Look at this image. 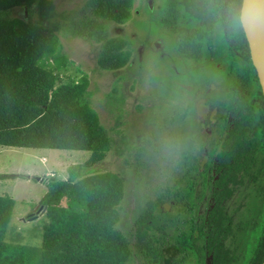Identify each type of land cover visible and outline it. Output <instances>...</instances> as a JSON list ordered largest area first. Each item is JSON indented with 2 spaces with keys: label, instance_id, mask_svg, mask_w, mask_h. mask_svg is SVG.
Here are the masks:
<instances>
[{
  "label": "flooded vegetation",
  "instance_id": "1",
  "mask_svg": "<svg viewBox=\"0 0 264 264\" xmlns=\"http://www.w3.org/2000/svg\"><path fill=\"white\" fill-rule=\"evenodd\" d=\"M147 2L148 45L139 30L130 38L133 57L137 54L143 60L150 52L153 69H138L135 82L145 81L147 87L150 82L164 95L167 114L160 115L162 108L155 107L149 121L167 127L164 133L179 141L172 153L179 166L169 173L167 210L160 211L166 212V222L156 223H165L159 227L163 238L152 241L150 259L132 263L220 264L222 207L232 241L223 249L228 263L238 264L242 257L252 264L264 240V94L243 48L236 44V8L230 15L223 0L225 16L220 24L221 0ZM231 61L237 68L231 69ZM221 156H230L222 166Z\"/></svg>",
  "mask_w": 264,
  "mask_h": 264
},
{
  "label": "trees",
  "instance_id": "2",
  "mask_svg": "<svg viewBox=\"0 0 264 264\" xmlns=\"http://www.w3.org/2000/svg\"><path fill=\"white\" fill-rule=\"evenodd\" d=\"M227 2L230 15L236 8V44L243 48L257 79L239 21L242 0ZM134 4L135 0H87L82 18L72 24L78 35L101 42L97 63L102 70H119L133 58V40L128 35L110 36L106 22L127 23ZM17 9L20 14L15 13ZM219 15L223 24V0ZM54 16L52 0H0V145L85 150L90 156L85 164L73 165L66 179L52 176L48 181L49 189L40 199L49 218L41 246L5 240L15 200L0 195V264H127L138 252L145 253L142 249L150 248L149 241L141 230L132 245L117 226L122 218L117 207L126 196L125 180L93 166L104 160L115 142L86 98L89 78L62 80L68 55L58 36L63 24L53 21ZM230 67L237 68L234 61ZM257 85L260 88L258 79ZM222 156L221 166L230 159ZM9 176L15 175L0 173V179ZM226 215L220 207V264H229L223 250L230 229ZM142 217L154 220L156 216L148 211ZM252 260V264L264 261V240Z\"/></svg>",
  "mask_w": 264,
  "mask_h": 264
},
{
  "label": "rangeland",
  "instance_id": "3",
  "mask_svg": "<svg viewBox=\"0 0 264 264\" xmlns=\"http://www.w3.org/2000/svg\"><path fill=\"white\" fill-rule=\"evenodd\" d=\"M52 1L55 4L53 21L63 24L58 36L63 51L68 55V65L61 72L62 80L78 81L84 76L89 77V94L86 98L115 142L104 160L93 166L101 172H115L125 180L126 196L117 207L122 217L117 226L133 245L138 237L134 242L135 237L132 234L144 230L145 233L141 234L144 239H148L149 246H153L156 240L163 238L159 227L165 223L157 226L156 223L166 222V212L160 211L167 210L165 206L170 190L169 173H173L179 165L175 154L162 155L159 151L160 138L168 136L164 133L167 127H159L155 125V121H149V114L155 107L162 108L160 115L167 114L164 97L156 92L150 82L153 89L149 85L147 87L145 81L135 82L138 69H153L150 52L143 60L137 58L136 54L127 66L119 70H102L97 63L101 42L87 39L72 30V24L82 18L87 0ZM143 1L146 0H135L133 16L127 23L106 22L108 34L115 36L126 33L131 37V34L140 31L143 36H140L141 39L148 45L149 10L146 7L148 2L144 4ZM137 11L140 15H137ZM15 13L20 14L21 9H17ZM133 37L135 39L137 34ZM137 45L134 44L136 48ZM134 58H137V63ZM159 85L162 87L161 83ZM138 104L142 109H138ZM143 138H151L153 141L136 142V139ZM89 156L90 152L85 150L0 145V173L15 175L0 179V195H9L15 200L12 218L5 234L6 241L28 246L42 245V233L49 218L45 208L40 205V199L49 189L48 181L52 176L66 179L70 168L76 164H85ZM227 205L230 206V202ZM148 211L155 214L154 220L142 217ZM31 216L34 217L29 218ZM229 244H232L231 239L227 241V245ZM142 251L145 253L138 252V259L134 258L128 264L150 259L149 248ZM144 257L147 259L144 260ZM238 264L247 262L241 257Z\"/></svg>",
  "mask_w": 264,
  "mask_h": 264
},
{
  "label": "water",
  "instance_id": "4",
  "mask_svg": "<svg viewBox=\"0 0 264 264\" xmlns=\"http://www.w3.org/2000/svg\"><path fill=\"white\" fill-rule=\"evenodd\" d=\"M148 1L151 4V0ZM240 21L264 94V0H242Z\"/></svg>",
  "mask_w": 264,
  "mask_h": 264
},
{
  "label": "clouds",
  "instance_id": "5",
  "mask_svg": "<svg viewBox=\"0 0 264 264\" xmlns=\"http://www.w3.org/2000/svg\"><path fill=\"white\" fill-rule=\"evenodd\" d=\"M241 26H242V24H241ZM242 30H243V27H242ZM256 75H257V72H256ZM178 148H179V141L175 137H172V136H162L160 138V140H159V151H160V153L162 155H171L175 150H178ZM32 217H34V216H32Z\"/></svg>",
  "mask_w": 264,
  "mask_h": 264
}]
</instances>
